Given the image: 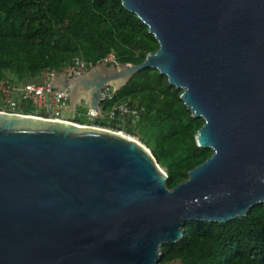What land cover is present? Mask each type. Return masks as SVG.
Returning <instances> with one entry per match:
<instances>
[{"label":"water","instance_id":"1","mask_svg":"<svg viewBox=\"0 0 264 264\" xmlns=\"http://www.w3.org/2000/svg\"><path fill=\"white\" fill-rule=\"evenodd\" d=\"M159 47L56 83L99 110L148 67L166 75L212 154L173 188L137 140L102 126L0 110V264H157L187 221L264 203V0H122Z\"/></svg>","mask_w":264,"mask_h":264},{"label":"trees","instance_id":"2","mask_svg":"<svg viewBox=\"0 0 264 264\" xmlns=\"http://www.w3.org/2000/svg\"><path fill=\"white\" fill-rule=\"evenodd\" d=\"M158 47L148 26L122 0H0V81L9 75L36 80L45 69L61 71L75 56L95 65L113 53L118 64H137ZM181 93L166 75L148 67L114 95L115 102L144 107L137 120L146 129L142 139L165 168L170 188L212 154L197 146L194 135L204 120L192 116ZM17 112L34 114L29 105ZM77 114L72 121L91 125ZM132 120L96 118L93 125L135 134ZM183 230L178 242L162 244L157 264H264V203L226 223L187 221Z\"/></svg>","mask_w":264,"mask_h":264},{"label":"built area","instance_id":"3","mask_svg":"<svg viewBox=\"0 0 264 264\" xmlns=\"http://www.w3.org/2000/svg\"><path fill=\"white\" fill-rule=\"evenodd\" d=\"M111 55L114 56L111 53L105 58L108 62L113 61L109 57ZM93 66L92 62L75 56L61 71L45 69L41 71L36 80L18 81L12 77H6L0 81L1 108L3 111L17 112L23 106L29 105L34 110L39 111L40 116L64 119L62 113L69 107V93L67 89H60L56 80L61 74H65L66 77L84 74ZM113 91L111 85H106L99 96V110L95 111L89 107L86 116L93 118V120L101 116V118L121 121L127 118L136 119L141 116L144 111L143 106L125 100L115 102V92ZM106 101L113 103L107 110L101 107V103Z\"/></svg>","mask_w":264,"mask_h":264},{"label":"rangeland","instance_id":"4","mask_svg":"<svg viewBox=\"0 0 264 264\" xmlns=\"http://www.w3.org/2000/svg\"><path fill=\"white\" fill-rule=\"evenodd\" d=\"M110 58L113 59V61H110L109 63H113L115 64V66H119L120 64H118L114 59V56L111 55L109 56ZM10 77H13L11 75H9ZM111 88L114 90L113 86H111ZM89 109V104H88V101H87V98L86 97H83L81 98V100L75 105V109L74 111H72L71 108L68 107V109L64 110V112L62 113V117L66 120L68 119H74L75 117H77L79 114H77V112H80V113H83V116L87 117L86 116V111ZM33 112H39L37 110H34L33 109ZM80 117V116H79ZM101 118V116H99ZM140 118V117H139ZM139 118H136V119H133L132 120V125L135 129V134H132V133H127L126 131H121L123 135L125 136H128V137H131L135 140H137L139 143H141L150 153L153 154V151H152V147H149L148 144L142 139V135H146L145 132H146V129L145 128H142L139 124V122L137 121ZM88 121L91 123V125H93V118H88ZM96 126H99V125H96ZM103 127V126H102ZM105 128H109V127H105ZM111 130H116V131H120V130H117L115 128H109ZM162 169L166 172L165 168L162 167ZM167 173V172H166Z\"/></svg>","mask_w":264,"mask_h":264},{"label":"crops","instance_id":"5","mask_svg":"<svg viewBox=\"0 0 264 264\" xmlns=\"http://www.w3.org/2000/svg\"><path fill=\"white\" fill-rule=\"evenodd\" d=\"M69 108H71L70 106H69ZM72 109V108H71ZM72 111H74V109H72ZM21 113V112H20ZM34 114L35 115H41L39 112H34ZM73 119V118H72ZM72 119H68V120H72Z\"/></svg>","mask_w":264,"mask_h":264}]
</instances>
